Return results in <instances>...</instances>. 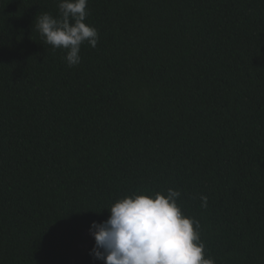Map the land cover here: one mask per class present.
<instances>
[{"label":"trees","instance_id":"obj_1","mask_svg":"<svg viewBox=\"0 0 264 264\" xmlns=\"http://www.w3.org/2000/svg\"><path fill=\"white\" fill-rule=\"evenodd\" d=\"M58 4L0 0V264H103L92 222L169 188L206 258L264 264V0H88L74 67Z\"/></svg>","mask_w":264,"mask_h":264},{"label":"clouds","instance_id":"obj_2","mask_svg":"<svg viewBox=\"0 0 264 264\" xmlns=\"http://www.w3.org/2000/svg\"><path fill=\"white\" fill-rule=\"evenodd\" d=\"M88 0H59V16L41 14L35 28L44 42L62 49L68 67L81 63V46L95 48L98 30L87 24ZM171 188L155 195L133 194L117 200L107 220L92 222L90 255L103 264H215L205 257L199 223L177 203ZM206 206L207 197H201Z\"/></svg>","mask_w":264,"mask_h":264},{"label":"rangeland","instance_id":"obj_3","mask_svg":"<svg viewBox=\"0 0 264 264\" xmlns=\"http://www.w3.org/2000/svg\"><path fill=\"white\" fill-rule=\"evenodd\" d=\"M85 239L84 241H78V244H76L73 249H72V256L74 258V260L76 261L80 255L82 254V252L84 250H86V248L88 247V244L90 242V240L92 239V235L89 232H85L84 234Z\"/></svg>","mask_w":264,"mask_h":264}]
</instances>
